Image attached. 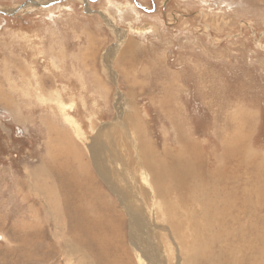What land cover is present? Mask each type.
I'll return each mask as SVG.
<instances>
[{
  "label": "rangeland",
  "instance_id": "rangeland-1",
  "mask_svg": "<svg viewBox=\"0 0 264 264\" xmlns=\"http://www.w3.org/2000/svg\"><path fill=\"white\" fill-rule=\"evenodd\" d=\"M26 1L0 0V264H147L100 139L153 168L130 196L165 264H264V0Z\"/></svg>",
  "mask_w": 264,
  "mask_h": 264
},
{
  "label": "bare ground",
  "instance_id": "bare-ground-1",
  "mask_svg": "<svg viewBox=\"0 0 264 264\" xmlns=\"http://www.w3.org/2000/svg\"><path fill=\"white\" fill-rule=\"evenodd\" d=\"M116 117H118V115ZM129 133H130V129H128L126 131V134H127L128 138L130 137ZM109 135H110L109 139L111 140L113 147L117 148V147H115V144L118 146L119 141L118 140L117 141L116 140L113 141V138H110L112 135L111 134H109ZM130 139H132V138L130 137ZM103 143H104V146L101 147L103 145ZM106 146L107 145H106V143L104 142L103 139L96 140V146H93V147L96 148L97 156H94L93 150H91V152H90L91 153V157H92V161H93V164H94L95 172H96L98 177L103 179V181L106 183V185L109 187V189L114 194H116L115 196H117V199H118L120 205L126 211V215L128 216V220H129L130 232H131L130 233L131 234L130 237L133 238L134 244H137V246L135 245L136 246L135 248L137 249V251L142 252V255L145 257V259H146L145 261L147 262V264H165L164 255L161 254V252L158 249H156V248L151 246V243H154V242L149 238V235H150L149 231L151 233H154L153 232L154 227L152 226L153 225L152 220L149 218L150 216H148L147 212L145 210L143 211L142 208L141 209L140 208H136L135 207L136 205L132 201V199H133L132 196L138 197L139 193L143 194V192H144V194H146L147 193V188L149 190H152L151 187L149 186V183L151 181H150V179L147 180V177H148L149 174H150V177H151V173H152L153 168L152 167L147 168V164L144 162L145 161V159H144L145 156H143L141 153L135 155L134 158L126 157L125 159H122V156H123L122 153H115V152H112L111 148H107L106 151L110 152V154H108V155L102 154V149L105 148ZM52 152L54 153V151H52ZM140 155L142 156V160L140 159V157H141ZM78 164H79V166H78L79 170H81L83 167H82V165H80L81 163H78ZM58 166L60 167L59 168L60 170H61V168L65 167V166L63 167L60 164H58ZM148 169H149V172H148ZM63 171H64V169H63ZM72 173H73V171H72ZM48 175H50V174L47 172L44 177H46ZM82 175H84V174H82ZM91 177H90V179H91ZM92 180L93 179H91V181ZM47 181L49 183L51 181V178H48ZM93 183L96 184V186H97V180H95ZM42 189L49 190L50 186L45 185ZM93 191L97 192V189L93 188V189L90 190V192H93ZM130 195H132V196H130ZM83 196H84V193H83ZM147 196H148V194H147ZM86 197H88V196H86ZM50 198H51V196H50ZM57 201L58 200H54L53 199V204L54 205H52L54 207V210H55V211H52V212H54V217L53 218L56 221V223H58L60 221L59 217H60V213H61L60 210L58 209L59 206H58V202ZM42 203L45 204L49 209H51V206H50V204L47 201H46V203L45 202H42ZM50 203H52V202L50 201ZM61 216H62V213H61ZM149 219H150V222H149ZM59 223H58V225L60 226ZM58 225H57V227H58ZM62 231H61V233H62ZM139 231L141 232L142 236L144 237V238L142 237L143 239H141V234H140ZM63 238H64V236H63ZM66 242H68V240ZM69 245H68V247H69ZM72 249H73V247H72ZM76 249L74 248V250H76ZM69 251H71V250H69ZM74 252L76 253V251H74ZM80 252H81L80 254L82 256L81 259H83V260L88 259V257H87L88 255H87V253L84 252V250H81ZM80 254H78V255H80ZM140 257H141V255H140ZM65 258H66L67 261H69L70 260V255H67Z\"/></svg>",
  "mask_w": 264,
  "mask_h": 264
},
{
  "label": "flooded vegetation",
  "instance_id": "flooded-vegetation-1",
  "mask_svg": "<svg viewBox=\"0 0 264 264\" xmlns=\"http://www.w3.org/2000/svg\"><path fill=\"white\" fill-rule=\"evenodd\" d=\"M30 1H32L31 3H34V4H30V5H32V6H34V7H37L38 8V5H41V3H38L37 1H33V0H27L26 2H24V4H28ZM54 1H57V0H54ZM53 1V2H54ZM61 1H64V0H61ZM79 1V0H78ZM89 1V0H88ZM48 3V2H47ZM46 3V6L50 3H48L47 4ZM27 6V5H26ZM22 6H19V9L21 8ZM19 9H12L11 11H1L0 10V14H2V15H7V14H9V15H11V14H13V13H15V12H17ZM81 10H83V8H81ZM47 19H52V18H47Z\"/></svg>",
  "mask_w": 264,
  "mask_h": 264
}]
</instances>
